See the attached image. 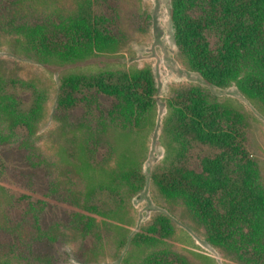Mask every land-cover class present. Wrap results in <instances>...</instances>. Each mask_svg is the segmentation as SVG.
<instances>
[{
    "label": "trees",
    "instance_id": "trees-1",
    "mask_svg": "<svg viewBox=\"0 0 264 264\" xmlns=\"http://www.w3.org/2000/svg\"><path fill=\"white\" fill-rule=\"evenodd\" d=\"M46 4L0 0V36L26 58L75 64L126 44L116 0H72L52 10ZM171 20L191 71L214 87L234 84L264 108V0H171ZM132 24L137 32L147 28ZM35 91L0 74V264H68L69 244L85 261L110 229L97 218L121 207L122 194L144 180L130 156L113 164L115 137L148 124L155 81L148 68L63 75L52 111L56 157L39 147L43 101ZM164 127L167 151L151 176L158 192L181 203L221 255L264 264V186L243 145V114L191 88L171 98ZM96 173L106 183L92 184ZM172 235L164 216L139 228L131 238L136 264H190Z\"/></svg>",
    "mask_w": 264,
    "mask_h": 264
},
{
    "label": "rangeland",
    "instance_id": "rangeland-1",
    "mask_svg": "<svg viewBox=\"0 0 264 264\" xmlns=\"http://www.w3.org/2000/svg\"><path fill=\"white\" fill-rule=\"evenodd\" d=\"M116 1L128 38L126 44L112 54L99 55L75 64L58 61L42 63L26 58L9 38L0 36V74L7 80L23 82L34 88L43 101V119L38 130L41 135L39 147L49 157L57 156L55 148L58 146V135L52 111L59 80L63 75L79 71L125 72L148 68L155 81V108L148 124L126 137L116 140L114 136L116 143L113 164L122 161L128 163L125 158L130 156L140 164L144 180L130 194H122L121 207L109 211L103 218H97L98 221L106 222L110 229L108 233H103L88 256L83 258L85 261L76 260L72 254L73 244L67 246L72 261L68 264H136L140 255L131 244V238L139 228L159 216L170 220L173 246L190 264H236L206 242L201 229L193 222L185 207L163 197L153 185L151 176L163 162L167 151L164 125L169 101L184 90L198 88L212 99L230 104L243 114L246 124L243 145L251 159L257 163L258 178L264 186V108L246 99L234 84L224 89L214 87L190 70L176 46L171 0ZM71 2L72 0H47L45 6L52 10L56 4L70 5ZM138 21L146 24L147 28L140 25L144 31L134 30L132 23ZM17 93L18 97L28 100L29 97L24 92ZM91 179L94 185L106 183L105 178L97 173ZM32 227L31 220L24 226L30 234L33 233Z\"/></svg>",
    "mask_w": 264,
    "mask_h": 264
}]
</instances>
